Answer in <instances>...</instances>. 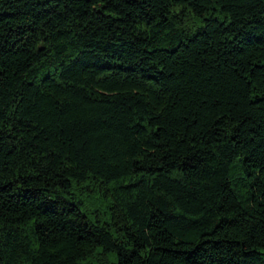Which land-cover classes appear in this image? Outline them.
Segmentation results:
<instances>
[{
	"label": "trees",
	"instance_id": "trees-1",
	"mask_svg": "<svg viewBox=\"0 0 264 264\" xmlns=\"http://www.w3.org/2000/svg\"><path fill=\"white\" fill-rule=\"evenodd\" d=\"M0 264H264V0H0Z\"/></svg>",
	"mask_w": 264,
	"mask_h": 264
}]
</instances>
